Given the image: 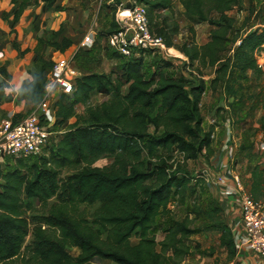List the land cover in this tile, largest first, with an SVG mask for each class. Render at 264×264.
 <instances>
[{
    "label": "trees",
    "instance_id": "1",
    "mask_svg": "<svg viewBox=\"0 0 264 264\" xmlns=\"http://www.w3.org/2000/svg\"><path fill=\"white\" fill-rule=\"evenodd\" d=\"M40 1L48 7L57 2L11 0L13 23ZM137 1L146 5L151 33L161 37L167 47H173L175 37L182 32L174 18V0ZM179 1L186 15L211 26L206 43L193 40L181 44L188 58L183 69L197 65L200 79L170 74L165 69L173 67L171 60L159 58L151 69L147 63L149 53L126 58L116 51L114 56L125 59L119 71L78 77L74 92L55 102L57 123L74 121L50 147L49 154L41 156L40 164L30 166L32 176L23 173L20 165L6 172L0 167V264H100L104 259L117 264H182L192 253L190 239L198 232L191 226L193 219L173 221L163 229L165 237L160 241L153 233L158 216L168 213L172 197L183 198L195 178L188 171L182 172L179 163L175 166L171 162L172 154L178 152L184 161L201 156L209 159L213 154V129H204L201 111L208 88L202 68H214L210 86L216 89L221 85L229 96L236 94L233 82L252 72L262 94L264 66L258 60L264 50V27L245 34L238 28L232 33L236 18L230 12L247 9L246 0ZM117 28L114 17L105 34ZM190 31L195 34L193 27ZM41 41L61 52L72 45L66 37L60 42ZM13 46L21 56L29 51L16 40ZM37 61L42 69L33 73L24 92L34 105L44 96L47 73L54 64L43 56H38ZM95 93L109 99L94 105ZM77 104L85 106L84 112L76 111ZM104 157L113 161L96 166ZM64 168L75 171L62 179L59 175ZM254 171L251 192L261 199L256 188L262 180L256 181L257 168ZM53 198L59 199L49 204ZM25 200H38L48 207L41 224L33 227L28 244L26 214L31 204L26 205ZM94 204L98 205L87 214L86 209ZM194 212L205 215L210 220L209 227H222L223 243L234 255L235 243L230 230L222 224L221 207L197 208ZM133 237L136 243H132ZM69 247H78L80 253L72 255Z\"/></svg>",
    "mask_w": 264,
    "mask_h": 264
},
{
    "label": "crops",
    "instance_id": "2",
    "mask_svg": "<svg viewBox=\"0 0 264 264\" xmlns=\"http://www.w3.org/2000/svg\"><path fill=\"white\" fill-rule=\"evenodd\" d=\"M123 1L129 0H120V2ZM119 3L118 0H57L53 6L48 7L44 2L40 1L38 4L26 9L20 20L13 23L12 10L14 6L11 0H0V123L10 117L23 118L33 108L34 103L25 96L24 92L26 85L32 80L33 73L40 72L42 69V64L37 61V57L43 56L52 61L54 59V57L48 58L47 56L52 46L41 40L47 41L54 38L59 41L58 38L62 40L64 37L70 39L72 45L60 54L71 58L81 73L83 69H87L83 74L101 73L88 69H90V64L95 58L96 61H100L103 56L107 58L112 70L119 68L125 59L113 55V50L108 46L105 34L111 27V22L115 16L114 11ZM90 30L96 32L93 44L88 47H81L80 44L85 34ZM177 36L174 39L175 45L170 47L173 56H167L159 50L149 52L147 63L151 66V69H154L153 63L159 58H165L173 62V67L165 69L167 72L175 76L187 75V72L181 67L187 57L181 51V44L177 43ZM13 40H16L22 49H28L29 51L21 56L13 46ZM208 40L209 38L207 37L201 43L204 44ZM3 68L4 71L2 70ZM220 87L224 91L221 85ZM214 90L211 86H208L206 92L209 91L211 95ZM257 95L254 96L257 97ZM224 97L230 96L224 95ZM202 100H204V97ZM262 101L263 99H261ZM261 102L259 103L261 104L259 109L264 113V104ZM225 103V100H221L219 107L229 108L225 106ZM218 110L219 108L215 112L218 113ZM202 115L204 118L203 111ZM262 117H264V114ZM206 123L204 118V129H213V133L215 132L216 134L215 138H213V154L210 161L212 165L218 164L219 170L214 172L212 165L207 166L206 163H202V166L209 167L213 174L222 171L224 166H231L234 172L240 176L245 187L252 192L255 184L253 171L257 168L258 177L256 181H262L258 183L256 195L264 199V163H262L263 157L258 153L259 151L261 153L264 152L259 147L260 143L264 141L257 143L251 152H246L244 149L239 151L236 145V160L233 161L228 153L229 142L225 140V126H215V124H211L210 120L208 125ZM3 160L0 159V167L2 169L5 164ZM261 174L263 178L260 179L259 175ZM211 184L215 188L216 206L221 207L222 224L230 230V235L235 241L243 229L236 183L230 177L225 185ZM211 229L212 234L205 236L201 240L202 245H198L195 250H192V253L183 260L182 264H264V257L257 254L245 256L243 253L238 254L236 251L234 255H231L228 247L223 243L224 231L222 227H213ZM164 237V232L159 238L156 235L157 241L162 240ZM157 248L159 249V246ZM103 261L107 263L113 262L108 259Z\"/></svg>",
    "mask_w": 264,
    "mask_h": 264
},
{
    "label": "rangeland",
    "instance_id": "3",
    "mask_svg": "<svg viewBox=\"0 0 264 264\" xmlns=\"http://www.w3.org/2000/svg\"><path fill=\"white\" fill-rule=\"evenodd\" d=\"M246 6L247 9L243 11L233 10L230 12V14L236 18L235 30L232 33H234L238 28H242V33L245 34V32L249 30L264 27V0H252L251 2L246 0ZM116 11L117 8L115 9L114 14H116ZM174 16V18L180 23L182 27V32L176 38L178 44H182L184 41L191 42L193 40H195L199 44H203L201 42H203L205 38H210L209 34L211 26L205 22H198L194 18L186 15L179 0H175L174 3ZM191 27L194 28L195 34L193 33V31H190ZM58 39L59 41H56L54 38H52L50 43L60 42V38ZM237 43L238 42L232 44L231 47H234ZM60 53H62L60 50L52 46V49L47 56L48 58H59ZM231 53L232 50L229 52V54ZM186 62H188V58ZM258 62H262L264 65V52L259 56ZM181 67H183V64ZM89 68L90 69L88 70L97 72H110L112 70L105 56L101 57L100 61H96L95 58V60H93L90 64ZM85 71H87V69H83L82 74ZM116 71H119V69L117 68ZM185 71L187 72V76H189L190 78H193L194 80L200 79L201 74L198 70L197 65L190 66L186 68ZM202 71L204 72V76L202 77L207 82V85L210 86V80L214 76V68H202ZM233 84L236 89V94L230 97H224V95L227 96V94L225 93V91H223V89H221L220 85H218L216 90L213 89L214 91H212L211 95L209 94L210 92L207 91L203 96L204 100H202V111L204 113V118L205 122H207V125L209 120L212 122V120L215 119V126H225V140H227L228 138L227 130L228 128H230V139L232 141L231 143L237 145L239 151L241 149H244V151L246 152H251L253 151L257 143H259L260 141H264V118L262 117L264 113H262V110L259 109L261 106V104H259L261 102V99H263L261 103L264 104V77L261 81V96L259 95L261 88L252 72H248V74H246L243 79L237 80L233 82ZM256 94H258L257 97L254 96ZM108 99L109 97L105 94L95 93L92 96V103L94 105H100ZM221 100H225V106H228L229 108L219 107ZM75 108L77 112L82 113L84 112L85 106L82 104H77ZM218 108V113H216L215 111ZM73 121L74 119L63 124L57 123V132L54 138V145L62 138L63 133L67 130L69 124ZM151 130L153 131V128H151ZM213 134V138H215V132ZM258 153L261 157H263L262 163H264V152L261 153V151H259ZM41 156L42 155L27 156L22 158L21 160L15 158L0 159H4V172L12 170V168L16 165H20L23 169L22 172L31 177L33 172L30 169V166L34 163L40 164ZM211 157L207 159L206 157L201 156L197 160H190L187 162L184 161L183 156L178 152H174L172 154L171 162H173L175 166L179 163L182 172L188 171V173H191L195 178L192 180L186 195L183 198L179 196H173L168 206V213L160 214L158 216L157 226L153 231V233L157 235L158 238L161 237V235L163 234V229L166 226H168L175 220H181L185 217L193 219V223L191 224V226L198 229V234H193L190 239L192 250H195L198 245H202L201 240H203L205 236H209V234H212V229L209 227L210 220H208L205 215H196V213L194 212V210L197 208L210 210L211 208L215 207L217 203L216 197L214 196L215 188H213L211 183L205 182V180L204 182L200 181L203 179L199 177L203 174V171L207 166L212 165L210 161ZM112 161L113 159L111 157H104L98 160L95 165L105 166L110 164ZM202 163H206L207 166H202ZM212 168L214 172L219 170L218 164L212 165ZM207 169H209V167ZM74 171L75 170L72 168H64L60 171L61 173L59 177L65 179ZM58 199L59 198L51 199L49 201V204L57 202ZM28 202H30L31 206L30 208L28 207L26 214L29 220V234L26 238L25 244L31 242L33 227L41 224L42 218L47 214L48 211V207L42 205L38 200H25L26 205L28 204ZM97 205L98 204L89 206L86 209V213L90 214ZM80 209H82V206L80 207ZM136 241L137 240L133 237L132 243H135ZM68 251L74 256L80 253V249L78 247H69ZM100 264L117 263H107L106 261H102V263Z\"/></svg>",
    "mask_w": 264,
    "mask_h": 264
},
{
    "label": "built area",
    "instance_id": "4",
    "mask_svg": "<svg viewBox=\"0 0 264 264\" xmlns=\"http://www.w3.org/2000/svg\"><path fill=\"white\" fill-rule=\"evenodd\" d=\"M118 28L106 34L108 46L123 57H138L148 55L151 51H162L167 56H173L171 49L164 40L151 33L147 9L144 3L137 0L123 1L118 4L115 14ZM96 32L88 31L80 46L88 47L93 44ZM263 51H261L262 55ZM53 66L47 75L46 91L42 99L33 105L31 112L25 117L6 118L0 123V158L20 159L27 156L48 155L54 144L57 132L56 100L62 95H71L76 86L77 78L82 75L71 58L60 54L53 59ZM260 66H264L262 62ZM216 122L212 120V124ZM228 153L235 160V147L231 143V130H227ZM214 137V134L212 135ZM264 150V142L259 146ZM203 178L207 183L225 185L230 177L236 183L239 197L243 229L238 234L235 248L238 254H257L264 257V199L254 197L245 187L240 176L231 166L213 174L205 168Z\"/></svg>",
    "mask_w": 264,
    "mask_h": 264
}]
</instances>
